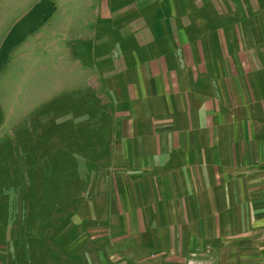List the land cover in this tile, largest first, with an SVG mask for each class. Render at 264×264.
Returning <instances> with one entry per match:
<instances>
[{
    "label": "crops",
    "instance_id": "1",
    "mask_svg": "<svg viewBox=\"0 0 264 264\" xmlns=\"http://www.w3.org/2000/svg\"><path fill=\"white\" fill-rule=\"evenodd\" d=\"M63 5L32 33L60 35L112 122L68 262L264 264V0Z\"/></svg>",
    "mask_w": 264,
    "mask_h": 264
},
{
    "label": "rangeland",
    "instance_id": "2",
    "mask_svg": "<svg viewBox=\"0 0 264 264\" xmlns=\"http://www.w3.org/2000/svg\"><path fill=\"white\" fill-rule=\"evenodd\" d=\"M65 1L0 0V264H74L63 229L110 141L107 97L61 65L60 35L32 33Z\"/></svg>",
    "mask_w": 264,
    "mask_h": 264
},
{
    "label": "built area",
    "instance_id": "3",
    "mask_svg": "<svg viewBox=\"0 0 264 264\" xmlns=\"http://www.w3.org/2000/svg\"><path fill=\"white\" fill-rule=\"evenodd\" d=\"M187 264H199V263H197L194 259H189L187 261ZM203 264H205V263H203ZM206 264H212V263H206Z\"/></svg>",
    "mask_w": 264,
    "mask_h": 264
}]
</instances>
